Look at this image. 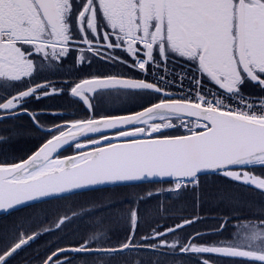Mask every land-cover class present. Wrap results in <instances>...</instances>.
<instances>
[{
	"label": "snow or ice",
	"instance_id": "6c2138e0",
	"mask_svg": "<svg viewBox=\"0 0 264 264\" xmlns=\"http://www.w3.org/2000/svg\"><path fill=\"white\" fill-rule=\"evenodd\" d=\"M25 118L40 142L0 162V217L152 182L169 187L146 198L193 210L145 232L129 209L116 241L94 202L34 213L4 227L0 264L84 217L92 234L45 241L38 264H264V0H0V144L33 135ZM211 203L226 211L202 215Z\"/></svg>",
	"mask_w": 264,
	"mask_h": 264
},
{
	"label": "trees",
	"instance_id": "16d2710c",
	"mask_svg": "<svg viewBox=\"0 0 264 264\" xmlns=\"http://www.w3.org/2000/svg\"><path fill=\"white\" fill-rule=\"evenodd\" d=\"M248 91H255L254 89H249ZM60 103V102H57ZM16 124L20 126L24 131H32L33 135H22L16 139H13L12 142L7 144H0V162L7 161V162H13V161H19L20 159L25 158L28 154H30L32 151L35 150L37 145L40 142V133H36L35 130L30 129V122L25 118L23 120L17 121ZM8 125H5V127ZM161 187L167 188L169 185L167 184H159V183H145L138 186H119V187H110L102 189L98 192H107V191H119L117 193L118 199L115 198L112 194V196L103 198L101 205L104 206V216H108L111 214L118 215L119 216V224L116 229L110 234V238L113 241H116L121 236L124 235V228L125 225L120 222V217L126 215L129 209L132 208H138L141 217L143 218V229L142 231L147 232L151 227H155L157 225L166 227L174 223V218L177 215H190L192 213V202L191 198L186 197L184 199H178L175 197L174 194L170 193H164L161 194L158 198L156 196H153L152 198H146L147 193L149 191L152 192H159V189ZM208 187L212 191H216L218 189L226 187L225 182L222 178L217 177H210L208 178ZM95 193V192H92ZM143 198V199H142ZM246 198L249 200H257L258 198L253 196L251 192L246 193ZM55 202V201H53ZM50 203H44L39 204L35 208H27L23 209L21 211H18L14 213L10 217H0V225H2L3 222L7 221L6 219L11 218L13 216H16V218L21 217L19 215L25 216L24 219L27 217H33L34 213L39 214V220L44 219L42 221H53L55 220L56 216H54V213L49 211L50 207L47 208H41V210H36L40 206H45V204H51ZM164 209H168L167 212L164 211ZM30 210L29 212H27ZM118 211V213L116 212ZM226 209L221 206L220 208H217L215 203H211L208 205H205L202 210V215H211L215 216L218 214H223ZM255 211V209H254ZM32 214V215H31ZM49 214H53V218L50 219ZM239 214V213H238ZM171 217V218H170ZM36 219V218H35ZM211 223V222H210ZM234 224H246L250 223V221L240 220V221H233ZM198 227L203 228L204 225H198ZM189 231H192V229H189ZM1 232V231H0ZM2 236V234H0ZM227 236V233L225 234ZM61 236L57 235H48L45 236L42 240L37 241L36 243H33L30 247H27L25 250L28 251V253L25 256V260L27 261H34L37 260V253L39 252L41 255L46 251L47 246L45 244V241L48 242V244H51L53 242H57ZM224 237H221L223 239ZM2 239H0L1 241ZM23 250V251H25ZM21 251V253L23 252Z\"/></svg>",
	"mask_w": 264,
	"mask_h": 264
},
{
	"label": "rangeland",
	"instance_id": "374dc122",
	"mask_svg": "<svg viewBox=\"0 0 264 264\" xmlns=\"http://www.w3.org/2000/svg\"><path fill=\"white\" fill-rule=\"evenodd\" d=\"M124 108V105L121 104L119 101H117V103L115 104H109L107 105V109L106 110H111V111H117ZM83 115V114H81ZM42 123L44 125V127H51L52 126V122H51V118L50 117H45L42 120ZM0 127H5V125H0ZM257 172H259V170H257ZM119 191H107V192H95V193H85L83 195L80 196H74V197H70L69 199L66 200H61V201H55L52 202L51 204H45V206H40L38 207L36 210H41V208H49V211H51L52 213H54V216L61 215L64 213H68L71 214L73 211H80L81 210V205L82 204H86L89 202H94L95 203V207L97 209H99V212L97 213V216L103 219V226L106 229H109L108 235L110 236V234L114 231V229L117 228L119 224V216L114 214L111 216H104L105 212H104V206L101 205L103 198L109 197V196H113L115 198L118 199L117 193ZM30 210H28L27 212H29ZM118 213V211H116ZM28 215V213H27ZM25 215V216H27ZM32 215V214H31ZM21 217H17L13 216L11 218L6 219L7 221L3 222L2 225H0V234H3V229L5 226H11L13 224H17V223H22L24 228L27 229L29 228V225H31L32 227H35L36 224L34 223L35 221V216L33 217H27L26 219H24L25 216L19 215ZM52 219L53 218V214H49V216H47V218ZM55 218V219H56ZM54 219V218H53ZM44 219H41V221ZM245 221H249V220H245ZM247 224V223H246ZM121 226V225H120ZM95 225L93 223V218L91 217H84V218H78L75 223H73L71 225V227L69 229H67L64 233H60L59 236L61 237H70L71 239H78L80 237H83L85 235H90L93 232ZM123 236H121L119 239H121ZM3 241L1 240L0 243H2ZM68 241L67 239L64 240V243L66 244ZM28 253V251H23L22 253L20 252V254L18 256H16V258L13 260V264H38L37 260L34 261H27L25 260V256Z\"/></svg>",
	"mask_w": 264,
	"mask_h": 264
},
{
	"label": "flooded vegetation",
	"instance_id": "af4514ba",
	"mask_svg": "<svg viewBox=\"0 0 264 264\" xmlns=\"http://www.w3.org/2000/svg\"><path fill=\"white\" fill-rule=\"evenodd\" d=\"M115 103H117V102H115ZM115 103H111V104H115ZM67 154V153H66Z\"/></svg>",
	"mask_w": 264,
	"mask_h": 264
},
{
	"label": "water",
	"instance_id": "95a60500",
	"mask_svg": "<svg viewBox=\"0 0 264 264\" xmlns=\"http://www.w3.org/2000/svg\"><path fill=\"white\" fill-rule=\"evenodd\" d=\"M108 188H110V187H108Z\"/></svg>",
	"mask_w": 264,
	"mask_h": 264
}]
</instances>
